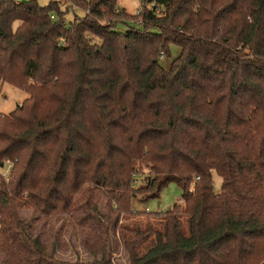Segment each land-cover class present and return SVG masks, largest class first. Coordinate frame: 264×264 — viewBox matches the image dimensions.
<instances>
[{
  "label": "trees",
  "instance_id": "16d2710c",
  "mask_svg": "<svg viewBox=\"0 0 264 264\" xmlns=\"http://www.w3.org/2000/svg\"><path fill=\"white\" fill-rule=\"evenodd\" d=\"M117 1L0 0V85L27 94L0 113V264H113L111 232L128 264H264V0Z\"/></svg>",
  "mask_w": 264,
  "mask_h": 264
},
{
  "label": "rangeland",
  "instance_id": "374dc122",
  "mask_svg": "<svg viewBox=\"0 0 264 264\" xmlns=\"http://www.w3.org/2000/svg\"><path fill=\"white\" fill-rule=\"evenodd\" d=\"M17 2H24L27 0H16ZM50 2H56L60 6V8L64 9L68 3L67 0H37L39 6H47ZM141 5V0H118L117 1V9L118 11L123 10L128 15H135L139 10ZM75 14H81V12L75 10ZM73 18V13L70 12L67 16V20H71ZM130 25L133 23H129ZM119 27V26H118ZM120 30L127 29L126 26H120L118 28ZM96 41V40H94ZM180 49L175 46H169V54L164 55L163 57L159 58V65L164 68L168 69L171 62L179 55ZM25 98H27V94L17 88L9 84H1L0 85V113L1 114H9L14 108L20 104ZM147 176V171L142 169L141 172L136 175L135 179V186L137 187L139 184L144 183V178ZM213 181V188L214 192L217 193L220 190L221 180L216 175L213 174L212 176ZM181 189L175 183H169L165 186L164 189L160 192L158 199L147 200L145 202H140L138 200H133L132 208L134 211L145 213L146 209H148L149 213H162L169 210L174 204L181 203ZM99 213L104 215L106 213L105 204L102 202L98 206ZM26 215V213H24ZM30 218V216H27ZM149 218L146 214L141 217H132L128 220L125 218H120L118 224H126L130 223L134 220H141L143 223L146 219ZM65 219H68L66 216ZM184 221V219H183ZM186 230V229H185ZM65 243L67 242L66 247H62L61 250L58 251V256H60L63 260L66 261H84L87 259L86 254L83 253L81 250L79 243L75 234H70V238L64 236ZM107 253L111 255L112 263L113 264H128L125 254L122 251L120 243L118 241V235L110 233V241H109V248L107 249Z\"/></svg>",
  "mask_w": 264,
  "mask_h": 264
},
{
  "label": "built area",
  "instance_id": "2783aa9c",
  "mask_svg": "<svg viewBox=\"0 0 264 264\" xmlns=\"http://www.w3.org/2000/svg\"><path fill=\"white\" fill-rule=\"evenodd\" d=\"M51 18H53V17L51 16ZM13 163L14 162H12L10 160H5L2 163H0V178L4 179L6 182L9 179L10 172H11L12 167H13ZM145 212L148 213L149 212L148 209H146Z\"/></svg>",
  "mask_w": 264,
  "mask_h": 264
}]
</instances>
